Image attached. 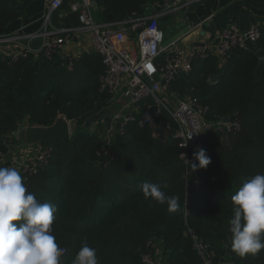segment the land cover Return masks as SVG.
Here are the masks:
<instances>
[{
    "label": "trees",
    "instance_id": "obj_1",
    "mask_svg": "<svg viewBox=\"0 0 264 264\" xmlns=\"http://www.w3.org/2000/svg\"><path fill=\"white\" fill-rule=\"evenodd\" d=\"M94 1V18L108 22L143 15L162 0ZM30 2L0 0V33L25 14ZM52 24L80 25L68 0L54 13ZM259 31L253 46L232 49L222 66L216 57L195 60L191 71L180 73L171 85L182 97L190 95L209 106L210 118L234 116L240 123L237 131L207 136L211 163L194 173L186 172L176 140H159L148 125L130 124L116 135L114 158L98 154L99 135L92 126H83L92 114H105L109 103V94L99 90L104 65L96 52L74 58L72 69L60 53L51 58L0 55V167H13L9 139L18 140L13 131L51 126L59 115L72 124L67 139L44 143L50 156L36 171L16 168L28 192L40 203L56 206L51 230L63 249L61 264H71L84 240L96 249L99 264H143L149 241L159 246L168 264H202L192 234L213 252V263L264 264V250L244 257L231 250L228 223L231 197L243 180L264 175V66L258 68L264 61V24ZM144 182L167 185L162 190L177 197V210L169 212L167 204L145 199Z\"/></svg>",
    "mask_w": 264,
    "mask_h": 264
},
{
    "label": "built area",
    "instance_id": "obj_2",
    "mask_svg": "<svg viewBox=\"0 0 264 264\" xmlns=\"http://www.w3.org/2000/svg\"><path fill=\"white\" fill-rule=\"evenodd\" d=\"M64 1L47 0L38 29L0 33V55L17 59L43 54L51 58L72 42L78 30L88 34L90 49L101 57L104 65L98 81L99 90L109 94L105 110L108 113V132L100 142V156L115 157L113 141L116 135L126 131L128 125H148L154 136H157L156 128L162 120H166L169 129L171 130V126L173 128L171 137L177 142L179 157L186 172L194 173L182 154L191 161L194 151L200 148L207 150L206 138L211 132H234L240 129L236 117L225 116L226 121L221 116L210 118L209 106L190 95L182 97L171 85L180 73L191 71L195 60L216 57L218 65L222 66L232 49L253 46L260 36V24L251 23L242 31L236 24L227 23L219 30L216 40L199 41L186 46L182 36L166 41L160 20L188 9L201 0H162L151 4L143 15L133 13L108 22H100L94 18L92 0H68L69 10L77 13L80 25L57 28L51 23V15ZM153 9H156L155 13L150 12ZM73 59L74 56H67L68 69H72ZM141 104L145 108L144 113H141ZM152 107L156 108V116L148 114ZM102 116L103 114L96 123L101 121ZM9 142L12 166L21 168L23 172L36 171L50 156L51 150L44 144H29L21 150L16 147L17 143L13 138ZM187 214L188 210L185 208L184 216ZM191 237L202 264H217L212 262L213 252L209 251L208 246L196 235L192 234ZM147 245L149 249L141 255L143 264H168L160 256L156 243L149 241Z\"/></svg>",
    "mask_w": 264,
    "mask_h": 264
},
{
    "label": "clouds",
    "instance_id": "obj_3",
    "mask_svg": "<svg viewBox=\"0 0 264 264\" xmlns=\"http://www.w3.org/2000/svg\"><path fill=\"white\" fill-rule=\"evenodd\" d=\"M182 156L192 172L211 163L203 148L194 151L191 161ZM164 187L151 182L140 186L145 199L167 204L168 211L174 212L177 197L167 195ZM231 200V250L240 257L256 255L264 250V175L244 179ZM55 212L54 204L40 203L27 191L15 167H0V264H61L63 249L51 230ZM71 264H99L96 249L84 240Z\"/></svg>",
    "mask_w": 264,
    "mask_h": 264
},
{
    "label": "crops",
    "instance_id": "obj_4",
    "mask_svg": "<svg viewBox=\"0 0 264 264\" xmlns=\"http://www.w3.org/2000/svg\"><path fill=\"white\" fill-rule=\"evenodd\" d=\"M46 6L47 0H31L25 8V14L2 29V33L30 32L38 29ZM57 11L55 10L51 15V23L53 15ZM150 12L152 11L150 10ZM181 12L166 17L170 18L172 30L176 32L180 30L172 39L182 36L186 46L191 43L196 44L199 41L216 40L219 30L227 23H235L242 30H245L251 23L264 24V0H201L189 6L185 15H181ZM64 15L65 11L58 15L57 22L60 25H62L61 17ZM69 44L60 52L65 59L67 56L77 58L81 54L91 51L88 34L83 30H78ZM107 114V112L103 113L101 121L92 126V131H95L101 140L108 132ZM16 147H18L17 144Z\"/></svg>",
    "mask_w": 264,
    "mask_h": 264
},
{
    "label": "water",
    "instance_id": "obj_5",
    "mask_svg": "<svg viewBox=\"0 0 264 264\" xmlns=\"http://www.w3.org/2000/svg\"><path fill=\"white\" fill-rule=\"evenodd\" d=\"M91 6L95 7L96 2L94 0L91 1ZM188 9H184L180 14L185 15ZM156 9L152 10V13H155ZM264 66V61L259 63L258 68ZM103 110L99 113L92 114L90 117L86 119L83 126L91 127L99 117L103 114ZM148 114L150 116H156V108L152 107L148 110ZM227 120V117L223 119ZM71 127L70 122L66 120L64 117H58L56 121L48 127H40V126H27L22 129H18L13 131V134L18 137L17 146L25 147L28 144H44L49 142H55L67 139L70 136ZM157 137L159 140L164 141L167 137L171 136V130L168 127V123L166 120H162L158 127L156 128Z\"/></svg>",
    "mask_w": 264,
    "mask_h": 264
},
{
    "label": "rangeland",
    "instance_id": "obj_6",
    "mask_svg": "<svg viewBox=\"0 0 264 264\" xmlns=\"http://www.w3.org/2000/svg\"><path fill=\"white\" fill-rule=\"evenodd\" d=\"M160 23H161V28H162V30H163V32H164V35H165V40L166 41H168V40H170V39H172L179 31H174V30H172V28H171V26H170V23H171V21H170V18L169 17H166V18H163V19H161L160 20ZM172 24V23H171ZM62 28H65V27H62ZM69 43H71V42H69ZM67 44L66 46H68V45H70V44ZM65 46V47H66ZM66 51V50H65ZM113 110H115V108H113ZM59 116H61V115H59ZM58 116V117H59ZM94 125V124H93ZM92 125V126H93ZM70 127L72 128V124L70 123ZM22 128H24V127H20V129H22ZM93 130V129H92ZM154 135V134H153ZM156 136V135H155ZM171 137V136H170ZM168 138V137H167ZM166 138V139H167ZM18 141V140H17ZM16 141V142H17ZM36 145V144H35Z\"/></svg>",
    "mask_w": 264,
    "mask_h": 264
}]
</instances>
